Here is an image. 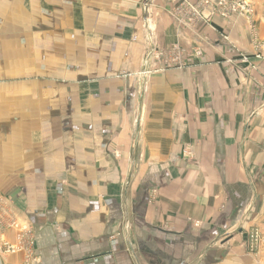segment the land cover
Here are the masks:
<instances>
[{
  "label": "crops",
  "instance_id": "crops-1",
  "mask_svg": "<svg viewBox=\"0 0 264 264\" xmlns=\"http://www.w3.org/2000/svg\"><path fill=\"white\" fill-rule=\"evenodd\" d=\"M206 1L0 0V195L35 245L0 264H264V0Z\"/></svg>",
  "mask_w": 264,
  "mask_h": 264
},
{
  "label": "built area",
  "instance_id": "built-area-1",
  "mask_svg": "<svg viewBox=\"0 0 264 264\" xmlns=\"http://www.w3.org/2000/svg\"><path fill=\"white\" fill-rule=\"evenodd\" d=\"M177 1V0H176ZM205 5L210 8L209 17L214 15H219L221 13L224 16L229 17L230 15H238L240 17H247L248 19L252 18L254 11L251 5L247 0H234L228 2V0H218L216 5L211 4L209 1L205 2ZM261 58V55L258 56ZM246 62H249L248 58H245ZM146 74L148 72H145ZM6 210L8 215L10 210L7 209V202L0 196V213L3 217L2 211ZM1 216L0 221V250L6 255H17L25 254L29 258H33L34 255V235L33 230H31L27 225H17V222L14 217L5 221ZM20 231L17 234L16 242H12L7 239L6 233L8 229H13ZM248 248L253 252L259 251L264 246V234L260 229L252 230L247 235Z\"/></svg>",
  "mask_w": 264,
  "mask_h": 264
},
{
  "label": "rangeland",
  "instance_id": "rangeland-1",
  "mask_svg": "<svg viewBox=\"0 0 264 264\" xmlns=\"http://www.w3.org/2000/svg\"><path fill=\"white\" fill-rule=\"evenodd\" d=\"M23 71H21V72H23V75H27V73L29 72V70L28 69H22ZM5 73H6V82H7V87H8V92H10L9 91V89H11V88H13V87H11L10 88V86H12L14 83H15V78H14V75H12V69H6V71H5ZM1 75V74H0ZM4 200H6L5 199V196H2V195H0ZM6 202H7V200H6ZM2 213L4 214V215H7V219H5V221L6 220H8V213H7V211L6 210H4V211H2ZM9 219H13L12 217H11V215L9 216ZM0 221H1V219H0ZM16 222H17V225H20V226H23V225H25L24 223L22 224L20 221H18V220H16ZM13 230L14 231H16V233H19L20 231H17V230H15V228H13Z\"/></svg>",
  "mask_w": 264,
  "mask_h": 264
}]
</instances>
